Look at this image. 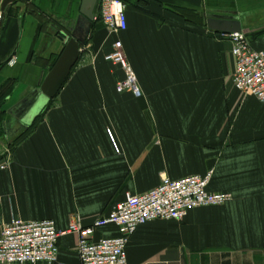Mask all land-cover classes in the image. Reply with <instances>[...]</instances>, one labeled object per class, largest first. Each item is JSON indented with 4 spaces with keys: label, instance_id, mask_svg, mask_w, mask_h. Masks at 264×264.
I'll return each mask as SVG.
<instances>
[{
    "label": "crops",
    "instance_id": "0c3cea01",
    "mask_svg": "<svg viewBox=\"0 0 264 264\" xmlns=\"http://www.w3.org/2000/svg\"><path fill=\"white\" fill-rule=\"evenodd\" d=\"M28 1L0 17V87H12L8 97L0 93V126L53 67L59 35L69 36L77 19L66 29L50 16L64 0H37L25 11ZM122 1L126 31L112 36L94 21L40 122L26 132L37 103L30 105L23 135L0 146L10 157L0 170V232L12 218L51 220L65 231L78 217L89 227L161 176L211 173L208 191L231 200L141 226L125 249L127 264H264V103L233 87L231 46L206 25L209 14L231 11L251 48L264 51V0ZM118 39L140 98L115 89L124 76L105 56ZM117 236L112 225L92 240ZM77 241L59 239L61 263L80 264Z\"/></svg>",
    "mask_w": 264,
    "mask_h": 264
},
{
    "label": "built area",
    "instance_id": "2783aa9c",
    "mask_svg": "<svg viewBox=\"0 0 264 264\" xmlns=\"http://www.w3.org/2000/svg\"><path fill=\"white\" fill-rule=\"evenodd\" d=\"M125 8L122 0H98L94 21L99 20L109 35L118 36L127 29ZM218 39L231 46L233 87L245 97L264 103V51L253 50L243 33L220 34ZM105 61L124 76L116 83L117 92L140 98V88L119 39L112 44ZM9 163L10 157L6 155L0 170L7 169ZM211 178V173L179 180L161 176L156 188L140 195L125 194V199L107 216L96 219L89 227L83 226L78 217L65 231H58L51 220L12 218L0 232V264H63L59 261V239L68 234L77 236L75 254L80 264H127L125 249L141 226L153 221H182L192 210L219 207L231 200L228 193L208 191ZM112 225L117 229V237L92 240L97 230Z\"/></svg>",
    "mask_w": 264,
    "mask_h": 264
},
{
    "label": "water",
    "instance_id": "95a60500",
    "mask_svg": "<svg viewBox=\"0 0 264 264\" xmlns=\"http://www.w3.org/2000/svg\"><path fill=\"white\" fill-rule=\"evenodd\" d=\"M17 1L18 0H0V17L8 6L15 4ZM97 1L98 0H81L79 14L74 22L73 28L70 30V35H59V38L64 40L63 48L53 64V67L42 79L38 88L31 93V96L34 95V97H38V102L33 108L36 114L27 123L28 127L26 128V132L34 123L33 121H35L46 109L47 104L58 95L76 66L80 57V47L86 43L92 27L91 25L94 22V11ZM206 25L211 32L218 35L242 33L241 20L236 17L222 18L218 16H208L206 18ZM26 101L27 99L23 100L20 104Z\"/></svg>",
    "mask_w": 264,
    "mask_h": 264
},
{
    "label": "flooded vegetation",
    "instance_id": "af4514ba",
    "mask_svg": "<svg viewBox=\"0 0 264 264\" xmlns=\"http://www.w3.org/2000/svg\"><path fill=\"white\" fill-rule=\"evenodd\" d=\"M19 1L23 2V0H18V2ZM59 1H61V0H59ZM36 2H37V0L28 1L25 4L26 5L25 11H27V8H29V7H32V8L38 7L39 5L37 6ZM63 3H64V7H65L64 15L59 18V16L56 15V13H57L56 10L60 6L62 7ZM80 3H81V0H64V2H62L61 5L57 6V8L55 9L54 12H50V13L48 12V13L50 14V16L54 20H60V22L62 24H64L63 26L66 29H68L69 28V27H67L68 21L73 23L72 19H75L77 17V15L79 14ZM30 10H31V8H30ZM208 16H218V17H222V18H230V17H235V14H233L231 11H227V10L226 11L218 10V11L212 13V15L209 14ZM55 61H56V59H55ZM31 93L26 97L27 101L25 103L19 104L14 109H12L10 112H8L7 113L8 117L6 116L4 122L1 123V126H0V146H1V144L12 145L15 142V140H17V138H19V136L23 135L22 133L25 130V125L23 123V120H24V122L27 121V116H29V114H30V112H26V109H28V106L35 105L38 102V97H34V95L31 96Z\"/></svg>",
    "mask_w": 264,
    "mask_h": 264
},
{
    "label": "trees",
    "instance_id": "16d2710c",
    "mask_svg": "<svg viewBox=\"0 0 264 264\" xmlns=\"http://www.w3.org/2000/svg\"><path fill=\"white\" fill-rule=\"evenodd\" d=\"M12 92V87L10 88V86L9 85H7V84H5V85H3V86H1L0 87V93H2L1 95H3V94H5V96L6 97H8L9 96V94ZM0 95V96H1ZM2 100V99H1ZM2 102V101H1ZM47 108V107H46ZM46 110V109H45ZM45 110L35 119V121H33L34 123L32 124V126L30 127V130L32 129V128H34V126L38 123V122H40V120H41V118H42V115H43V113L45 112ZM29 130V131H30ZM29 131H28V133H29Z\"/></svg>",
    "mask_w": 264,
    "mask_h": 264
},
{
    "label": "rangeland",
    "instance_id": "374dc122",
    "mask_svg": "<svg viewBox=\"0 0 264 264\" xmlns=\"http://www.w3.org/2000/svg\"><path fill=\"white\" fill-rule=\"evenodd\" d=\"M0 104H1V102H0ZM1 146H3V144H1ZM0 159L2 158V156H6V155H8V152H7V149L6 148H1L0 149Z\"/></svg>",
    "mask_w": 264,
    "mask_h": 264
}]
</instances>
